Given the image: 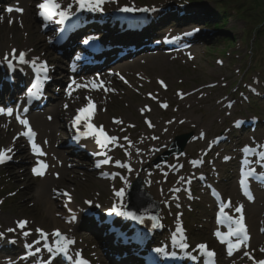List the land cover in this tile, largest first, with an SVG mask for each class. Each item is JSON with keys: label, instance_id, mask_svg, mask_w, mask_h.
<instances>
[{"label": "rangeland", "instance_id": "1", "mask_svg": "<svg viewBox=\"0 0 264 264\" xmlns=\"http://www.w3.org/2000/svg\"><path fill=\"white\" fill-rule=\"evenodd\" d=\"M13 1L0 0V47L6 45L0 48V58L5 59L3 58L5 54L11 56L13 49L17 50V57L19 52H24L26 62L13 60L18 61L16 67L24 64L21 68L28 69V74L32 67L40 71V66L46 64L50 69L49 78L57 82L44 90V97L49 99L52 107L57 101L58 94L64 91L59 85L60 82L67 83L65 73L69 70L68 60L63 62L62 58L50 49L47 42L39 47L42 49L41 52L34 49L39 44L37 36L40 33L49 35L44 28V21L38 15V5L43 0H37V5L32 6V12L27 13L23 18L5 12L6 7ZM136 1L140 4L163 2V5L158 7V11H162L158 17L161 20L157 21L162 25L158 29L157 24L147 30L139 29L124 35L119 33L116 36L125 41L129 37L134 38L136 45L141 49L134 53L133 56L136 57L133 60L125 56L122 58L124 61L119 62L124 67L131 63L130 68L119 69L120 64L115 69L111 67L107 86L112 91H105L103 87L99 90L87 89L79 92L71 90V96L66 95L64 101L60 99L62 103L58 111L64 118L60 120V124L65 134L62 135L61 128L60 134H55L56 138L52 140V145L56 153L65 161L66 181L58 183L55 179L57 170L48 157L44 160L49 165L45 175L39 177L33 174L32 169L36 167L37 162L33 160V155L23 156L25 141L16 148L11 147L17 128H20V125L17 127L15 120L16 101L13 99L8 103L0 102L3 105L1 108L7 105L8 108L15 110L12 116L6 115L11 121L14 119L15 124L0 123V149L9 147L13 149V153H10L12 159L0 164V233H3L0 236V252H4L2 257L5 260L14 256L17 259L21 258L23 264H41L45 260H54V264H61L58 259L68 254L69 264H78L80 258L86 260L88 264L110 262L117 264L116 250L113 251L111 244L115 238L113 225L105 222L107 226L103 224V229L98 233L97 224L103 223L104 217L101 216L103 210L96 203L91 202L98 201L102 205L111 203L115 198V190L128 188L137 179H142L148 192L161 203L163 218L160 219L168 230L160 235L158 248H161L163 242L166 244L172 240L173 236L170 233H177L174 226H180L184 230V243L190 246L188 251L193 248V253L206 259L201 252L194 250L198 249L195 245L203 243L217 252L218 259L214 264H249L251 260L242 255V252L249 250L242 249L238 257L228 258L226 252L225 255L221 253L215 234L212 232L213 228H218V224L221 223L218 222L220 204H225L228 198L234 200L236 197L231 188L237 189L238 201L240 200L244 206L262 208V215L257 217L256 233L263 239L261 241H264V232L261 231L264 228V200L258 199V196H264V187L256 192L254 201L245 202L241 197L240 174L237 170L242 157L241 151L245 146L259 148L264 152V40L260 49H256L253 44L254 29L264 19V9L259 5V0H188L190 4L187 5L186 1L179 3L180 0ZM219 1L223 3H217ZM56 2L60 4L66 2L64 7L69 4L67 0H56ZM260 2L264 4L263 0ZM204 10L212 12V19H209L211 23L216 21L215 14H219L220 20L217 19V22L220 26L210 28L205 23L201 24L200 21L194 23L195 19L180 14V12L196 11L203 13ZM153 12L157 11H152L150 14ZM91 20L84 25L85 29L91 24ZM95 24L98 27H108L99 25L98 22ZM196 25L209 29L204 33L205 36H195ZM113 33L111 29L108 30V34L113 35ZM148 34L175 38V45L172 48L164 47L166 50L162 47L153 49L151 42L141 43ZM228 35L231 36L232 42L226 40L225 37ZM47 51L50 55L42 54ZM153 55H160L162 58L148 60ZM116 56L113 55V59ZM133 61H137L138 64L132 65ZM3 65L5 63H0L5 69ZM5 67L8 71L7 64ZM53 68L56 73L52 72ZM24 76L20 74L19 79H24ZM0 80L5 82L6 79ZM161 80L167 85L166 88L160 84ZM242 90L244 94L240 93ZM89 95L94 97L96 106L92 123L97 126L102 125L108 135L116 136L118 140L98 150V147L92 144L93 139H86L82 144L84 146L82 151L76 152L75 149L67 147L64 139L71 131V127L67 128L66 123L72 120L79 108L71 110L68 108L70 103L78 101L79 97H82L80 104L83 106L87 103ZM162 104H167L168 107H161ZM50 107L47 106L45 111H50ZM240 118L249 119L250 126L235 129V121ZM115 120H120L122 123H114ZM147 121H151L153 127H149ZM158 122L161 125H158ZM23 129L21 125V131ZM187 133H193L194 138L190 140L184 153L175 155L166 163L154 167L152 161L170 146L176 136ZM223 134L225 141L215 146L214 139ZM154 137L156 140H153ZM148 138L155 142V145H152ZM148 149L150 151L141 165L135 162L127 163L130 150H142L143 153V150ZM105 160H108V163H104ZM117 161L128 167H119ZM53 165L61 167V164L53 163ZM262 166L264 168V161ZM46 175L48 179L44 180ZM103 175H106V178L112 176V179H104ZM49 179L52 180L51 183L42 192L43 183ZM169 189L176 191L174 201H170ZM213 193L219 194L220 204L215 205ZM86 200L90 204H87ZM75 207L78 211L74 209ZM233 208L232 205L226 208L225 212L236 216L235 211H232ZM179 217L180 221L175 223ZM9 218L14 219V227L18 229V234L17 229L9 232L5 228ZM81 219L84 220L79 224ZM19 220H27L32 229H42L47 233V243L50 246L55 247L57 238L52 233L56 230L74 243L69 245L66 254L54 255L44 248V244H41L39 248L43 250L35 255L38 257L34 260L22 257L37 247L31 249L27 247L31 244L28 236L23 235V231L29 232V230L27 227L24 230L18 228L16 222ZM8 222L12 223V221ZM124 223L129 228L118 227L116 233L119 236L120 233L129 236L124 239L131 243L134 233L131 234L130 227L135 228V226L128 219H124ZM169 230L172 232L169 233ZM108 231H112V235ZM103 232L108 234L107 237ZM38 238L41 239L40 235ZM261 248H264L262 242L252 251L256 260L264 259V253L260 252ZM94 251L104 255L106 262L95 258ZM138 251L141 254L139 263L145 264L142 256L152 252L149 253L146 247H138L133 249L132 253ZM178 254L183 253L179 251ZM199 264L208 263L201 261Z\"/></svg>", "mask_w": 264, "mask_h": 264}, {"label": "bare ground", "instance_id": "2", "mask_svg": "<svg viewBox=\"0 0 264 264\" xmlns=\"http://www.w3.org/2000/svg\"><path fill=\"white\" fill-rule=\"evenodd\" d=\"M12 4H13V6H12L13 11L10 12V15H18L21 18H23V17H26L27 13L32 12V6H33V4H34V6L37 4V0H14ZM17 7L22 8L23 12L22 13L16 12L15 9ZM88 13H90V12H87L85 9H81L80 14L77 16V21H81L82 23H87L88 21H90L92 17H90L88 15ZM157 13L161 14L162 11L161 12L158 11ZM91 21H92L91 22V28H92L93 24H95L96 22L100 23L101 21L104 22L106 20L100 19V18H98V17H96L94 15V17H93V19ZM110 22H113L116 25V27H119L121 24H123L125 26V22L121 21L119 19L111 20ZM123 30H125V28ZM100 37H102V36H100ZM37 38H38L37 42L39 44L36 47H34V49L37 50V51L40 50V52H41L42 49H40L39 47L40 46L41 47L44 46V43H46V42H47L46 44H49V38L43 32L40 33L37 36ZM102 38L103 39H109V41L107 43L111 46V51L109 52L110 55L114 54V53L115 54L119 53V54H121L123 56L125 55L128 58L133 60L136 57V56H133L134 53L136 51H138V50H141L136 45L137 44L136 40L134 38H131V37H129L126 40L125 44H122V43L120 44L118 41H116L115 39H113L111 37H102ZM43 41H45V42H43ZM110 41H113V42H110ZM130 43H131V45H130ZM4 46H6V45H3L1 47H4ZM52 46L50 45L51 48H52ZM130 46H134V47H130ZM3 53H4V51H3ZM49 53H48V51H47V53L46 52H42V54H44V55H48ZM135 55H137V54H135ZM160 57L162 58V56H160V55H153V56H150L148 60L152 61L153 59L160 58ZM164 57L167 58V56H164ZM143 59H139V60L141 61ZM139 60H138V62H139ZM144 61H146V60H144ZM138 62L137 61H135V62L133 61L132 65H136V64H138ZM118 63H117V67H118ZM23 65H18V69L16 70V74L15 75L14 74H10V72H8L6 70L5 65H3L5 69H3L0 66V79L5 78L6 79L5 81H11L12 82L11 84H8L7 82H4V80H2V81L0 80V102L7 103V102L12 101L14 99V97H15V93L17 91H20V89H22L24 87L25 92L20 94V95H18V99L16 101L17 103L14 106H19L22 103L25 106H27V105L28 106H32V107L37 106V108L35 109L37 111L34 110L31 113H29V114H27L25 116H22V118H27L29 120L30 124L33 125L32 129H34V131L36 132L35 142L37 144H39L43 150H46L45 152L47 153V155L44 156V157H39L38 158L36 155L33 154L32 148H31V142H29L28 139H25L27 137L19 135L21 132L25 131V129H23V131H21V127H20V129L17 128V134L15 136V139L12 140L11 147L12 148H16L19 145H21V143L23 141H25V143L23 145V151H24V155L23 156L26 157L27 155H33L32 158H34L33 160H35V161L38 160V159L45 160V157H48L49 160L51 161L52 166L57 170V173H58V174H56L55 179L58 180V183L60 181H66V179H67V171L64 168L65 161H64V159H62V157L60 155H58L56 153V151L54 150L53 145H52V140H54L56 138L55 134H60V132L62 130H63L62 135L65 134V131H64V129L62 128V126L60 124V120H64V118L59 115L58 108L61 105L62 101H64L66 99V96L64 94H61L60 96H58V99H57L56 102H54L53 107H50L51 106L50 103H47L48 104L47 106L50 107V111H45V108L44 109H39L40 105H38L37 103H32L28 99V97L26 95H27V91H31V92L37 91L40 88V84L37 87H35V88H30L31 82L29 84H27V81H26L27 78H25L26 76H28V72H27L28 69H26V70L22 69L21 66H23ZM120 66H121V68H119V69L126 70V69L130 68L131 63L128 66H126V67L122 66V64H120ZM101 68L102 67L100 65H97L94 69L97 71L98 69H101ZM5 74H7L6 77H5ZM20 74L25 75L24 79H19V75ZM50 86H53V85L50 84ZM14 88H15V91H12V89H14ZM43 100H46V102L49 101V99L47 100L46 97H43ZM81 101H82V97H79L78 101H73V102L70 103L68 109L71 110L72 108H76V109L77 108H81L82 107L81 104H80ZM19 113H20V111H19ZM49 117H51V119H49ZM0 123L1 124H4V123H10V124L13 123V124H15V121L14 120L11 121L6 115H0ZM66 125H67V128H69V129H70V127L72 128V124L70 122L66 123ZM158 125H161V123L158 122ZM17 127H19V122H17ZM164 127H166V126H164ZM61 128H62V130H61ZM148 139H149V142L151 143L152 140L150 138H148ZM153 140H156V138L154 137ZM45 141H47V143H45ZM92 144H93L94 147H97V145H98L95 142V140L93 141ZM152 145H155V142H152ZM149 151H150V149H148L147 151L143 150V153H142V150H140V151H131L130 150V153L128 155V156H130L129 160H131L132 162L137 163L138 165H141L146 160L145 156L147 155V153ZM53 163L61 164V167H59L58 165H53ZM46 179H48L47 175L44 177V180H46ZM51 181L52 180L49 179L47 182L43 183L42 192H44V190L46 188H48L49 183H51ZM231 189L235 193L236 197H235L234 200H231L229 198H228V200L232 201L231 204L234 207L232 211H235V207L241 205L242 203L240 202V200L238 201L239 193H237V189H233V188H231ZM40 196H42V193H40ZM241 197L243 198L242 194H241ZM258 199H261L260 201H263L264 200V196L263 197L262 196H258ZM244 200L246 202H248L247 199L244 198ZM52 209H53V206H52ZM74 209L77 210L76 207ZM244 210L246 211L245 221H246V224L248 226L249 234L251 232V234H250V236H251L250 237V242H249L248 245H245V247H248L250 251H253L254 249L259 247V245L261 244L259 242L264 243V241H261L263 239H261L260 236L258 235V233H256L257 232L256 226H257V223H258L257 217L262 215L261 214L262 213L261 212L262 208L257 207V206H250V207L244 206ZM7 220L8 221H12V223H9L7 221L8 224H7L6 227L7 228H15L14 227V223H13L14 219L11 220V218H9ZM83 220L84 219H81L79 224L82 223ZM118 220H120V219H118ZM103 221L105 222L107 220L104 218ZM53 222L57 223L56 220L55 221L53 220ZM112 222H113L114 229L117 228V225L115 224V222L114 221H112ZM97 227L99 229L98 233H100V231L103 229V223H102L101 226L97 225ZM15 229H17V228H15ZM27 229L30 232V234L28 235V240L30 241V244H31L32 247H40L41 244L45 243V242H43L44 240L38 238L40 234L35 229H32L29 225H27ZM217 231H220L222 233H226L227 229L223 225H219L218 224V228H213L212 232L215 234ZM16 232H17V234L19 233L18 229L16 230ZM158 232L159 231L157 230L155 232V235H157ZM103 235L105 237H107L108 234L103 232ZM252 235L254 236L253 238H252ZM215 237H216V235H215ZM143 239H145V238L143 237ZM37 240L40 241L39 244L35 243ZM254 240H256V241H254ZM216 241H217V244L219 245L220 251H223V246L225 244H222L217 237H216ZM111 242L110 243L113 246V251L116 250V254L117 255H115V256H116L117 261H121V262H117L116 261L117 264H122V263H127V264H135V263H137V264H140L138 259L137 260L131 259V251H130L131 247L130 246H128L127 244L124 245V243L121 240H117L116 238H114V240H112ZM157 242L158 241H154L152 243H149L148 246L150 247L151 245H155V243L157 244ZM146 250L149 253L152 252V248H147L146 247ZM107 251L110 252V250H108V248H107ZM123 251L126 254L129 252L130 256L128 258L124 259V260H121L119 257H120V255L122 254ZM3 253L4 252H0V264H8L9 260L14 261L15 264H23L21 258L17 259L14 256L9 257V260H5L2 257ZM94 255H95L94 257L97 258L98 260L106 262L105 258L103 257L104 255L102 256V254H100L99 251H94ZM28 259H33L34 260L35 256L29 255ZM58 260L61 261V264H69L70 263V261H68L69 257H66V258L64 257V260L61 257ZM54 263H55L54 260L51 261V264H54ZM109 264H111V262Z\"/></svg>", "mask_w": 264, "mask_h": 264}, {"label": "snow or ice", "instance_id": "3", "mask_svg": "<svg viewBox=\"0 0 264 264\" xmlns=\"http://www.w3.org/2000/svg\"><path fill=\"white\" fill-rule=\"evenodd\" d=\"M76 3L79 5L80 9H89L92 11L101 10L100 5L105 3V0H76ZM40 11V15L45 17V19H48L51 16L58 15L60 18V22L63 23L65 20L69 19L71 12V5L67 9H61V6L59 3L56 2V0H43L42 3L38 5ZM154 10V9H153ZM8 12H12L13 8L9 7L7 9ZM16 12H23L22 8L17 7L15 9ZM121 11L125 12H131V11H149V9H135L130 7H124L121 9ZM87 43V41H85ZM12 59H18L21 63L26 62L25 56L26 54L24 52H19L17 57V50L13 49L11 53ZM5 60H8V54L5 55ZM11 63V61H9ZM34 63V61H33ZM40 71L47 72V66L46 64H42L40 66ZM45 78H47L45 76ZM160 84L164 86L165 88L167 85L164 81H160ZM93 88L98 87V85L93 84ZM79 87V86H78ZM99 87H103V85H99ZM105 91H109V89H104ZM72 92L69 90L68 95L71 96ZM161 107L167 108V104H162ZM65 108H67V105H65ZM96 110V106L94 102L89 98L87 104L84 107H81L77 110V115L75 116L73 120L74 125H79L82 121L85 122L86 128H87V135H92L96 137V143L100 145L101 148L106 147L108 144L116 143L118 138L116 136H110L108 133L104 130L103 126L97 127L92 123V119L94 117V113ZM0 115H13V110L11 108L4 109L0 108ZM51 119V117H49ZM16 120L24 127L25 131L21 132L19 135L27 137L28 141L31 142V148L34 155H36L38 158L46 156L47 153L43 151L41 146L35 142L36 132L32 129L31 124L27 118H22L19 114L16 115ZM114 123L121 124L122 121L115 120ZM149 127H153L151 121H147ZM15 139V138H14ZM127 139V138H125ZM47 143V141H45ZM245 153L253 152L254 150L251 148L246 147L243 150ZM10 153H13V149L11 147L7 149H0V164H4L7 161H10L12 159V155ZM260 159L264 161V152H261ZM227 159V158H226ZM104 163H108V160H105ZM245 164H248L249 162L246 160L244 162ZM117 165L119 167H128L126 164H121L119 161H117ZM49 165L41 159L37 160V166L33 167L32 172L34 175L43 177L46 173L47 168ZM99 167V165H97ZM255 175V169H247L246 171H242L241 173V179H240V187L244 192V195L247 196L249 200H253L254 197L251 195V192L248 188V178L253 177ZM261 179H264V174L261 175ZM124 190L121 189L116 193L117 196L123 197L124 196ZM231 201L228 203L222 204L220 208V214H219V220L218 222H224L228 221L230 222L229 230L227 233H222L220 231H217L215 233L216 237L220 240L222 244L227 245V252L228 255L231 256L234 251H238L242 246L246 245L247 242L250 240V234L248 231V226L245 221V214H244V206L241 204L237 207H235V212L238 213L237 216H230L227 212H225V208L231 207ZM114 211H120V209L114 208ZM133 220H138L139 222L143 223V217L137 216L133 212H127L124 213ZM74 219V217H73ZM153 220H156V217L152 218ZM17 227L21 230H24L27 225V220H19L16 222ZM153 228L157 227L158 225L154 223ZM15 228H9L7 231L14 232ZM36 231L40 234V238L45 241L44 248L49 252L53 253L54 255L56 253H67L69 245L73 244L74 241L63 235L59 230H56L52 233L54 237L57 239L55 240V247L50 246L47 243L48 234L45 233L42 229H36ZM177 233L179 234V244L181 248L186 249L188 247L187 243H184L185 237H184V230L182 227H177ZM262 232H264V228L261 229ZM30 233L28 231H23L24 236H28ZM3 233H0V236H2ZM235 238V241L233 240ZM174 241L176 240V236H173ZM35 243L39 244L40 241L37 240ZM29 249H31V245H27ZM198 249L200 250L201 254L207 256L209 258L210 264H214V258L216 253L213 250H210L206 244H199ZM41 249L37 247L35 249V252L30 251L29 255H35L36 253H39ZM260 252L264 253V248L260 249ZM80 255L79 253L77 254ZM244 256H246L249 260L252 261V264H264V259L262 260H256L254 256L250 253L245 251ZM195 259V257H193ZM8 264H15L14 261L9 260ZM41 264H51V260H45L41 262ZM78 264H88L86 260L83 258H80L78 260Z\"/></svg>", "mask_w": 264, "mask_h": 264}, {"label": "water", "instance_id": "4", "mask_svg": "<svg viewBox=\"0 0 264 264\" xmlns=\"http://www.w3.org/2000/svg\"><path fill=\"white\" fill-rule=\"evenodd\" d=\"M190 136L191 133L178 136L171 149L159 158V162L166 161L168 157L175 153H181ZM128 200L126 212H133L137 216L143 217V224L145 226L149 227L154 223L157 224L160 209L159 202L154 200L152 195L145 190L144 185L140 180L129 189ZM153 217H156L157 219L153 220Z\"/></svg>", "mask_w": 264, "mask_h": 264}, {"label": "trees", "instance_id": "5", "mask_svg": "<svg viewBox=\"0 0 264 264\" xmlns=\"http://www.w3.org/2000/svg\"><path fill=\"white\" fill-rule=\"evenodd\" d=\"M259 3H260L259 5L264 9V4H262L263 2L261 3L260 0H259ZM216 25L218 26L219 23H216ZM255 30H256V36H255L253 44L256 47V49H260L263 46V43H261V41L264 40L262 38V37H264V19L262 21H260V23H258L256 25Z\"/></svg>", "mask_w": 264, "mask_h": 264}]
</instances>
